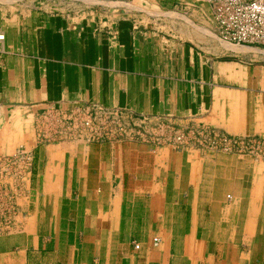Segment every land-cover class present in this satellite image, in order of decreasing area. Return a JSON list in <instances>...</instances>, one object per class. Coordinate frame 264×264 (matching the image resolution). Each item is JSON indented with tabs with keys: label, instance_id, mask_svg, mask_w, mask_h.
<instances>
[{
	"label": "crops",
	"instance_id": "1",
	"mask_svg": "<svg viewBox=\"0 0 264 264\" xmlns=\"http://www.w3.org/2000/svg\"><path fill=\"white\" fill-rule=\"evenodd\" d=\"M93 1L0 0V154L31 155L0 264H264V154L36 142L46 105L88 104L134 130L146 118V136L162 123L264 145V63L225 58L206 0Z\"/></svg>",
	"mask_w": 264,
	"mask_h": 264
},
{
	"label": "built area",
	"instance_id": "2",
	"mask_svg": "<svg viewBox=\"0 0 264 264\" xmlns=\"http://www.w3.org/2000/svg\"><path fill=\"white\" fill-rule=\"evenodd\" d=\"M218 39L226 45L264 50V0H206ZM0 40L2 36L0 35ZM148 120L141 118L138 129L122 124L116 111L82 105L69 109L46 105L32 120L33 135L39 144L61 141L104 142L123 138L151 141L180 150L189 145L223 154L263 156L264 145L250 138L230 137L210 128L177 130L156 124L149 136L140 129ZM31 166V155L24 146L11 154H0V234L15 228L18 202ZM152 239V243H156ZM138 246L134 245V249Z\"/></svg>",
	"mask_w": 264,
	"mask_h": 264
},
{
	"label": "rangeland",
	"instance_id": "3",
	"mask_svg": "<svg viewBox=\"0 0 264 264\" xmlns=\"http://www.w3.org/2000/svg\"><path fill=\"white\" fill-rule=\"evenodd\" d=\"M83 2L91 3L95 1L83 0ZM234 47L236 46H232L231 49L235 53H229V54L227 53V56H225L226 59L232 61L233 63L238 64L240 66H244L245 63H248L250 60H252L253 64H256L258 62L264 63V50H261L259 48L258 50H256V49H248V48H240V47L234 48Z\"/></svg>",
	"mask_w": 264,
	"mask_h": 264
},
{
	"label": "bare ground",
	"instance_id": "4",
	"mask_svg": "<svg viewBox=\"0 0 264 264\" xmlns=\"http://www.w3.org/2000/svg\"><path fill=\"white\" fill-rule=\"evenodd\" d=\"M224 45H226V44H224Z\"/></svg>",
	"mask_w": 264,
	"mask_h": 264
}]
</instances>
